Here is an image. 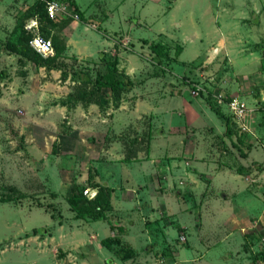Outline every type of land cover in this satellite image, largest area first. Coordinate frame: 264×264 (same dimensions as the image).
Listing matches in <instances>:
<instances>
[{
    "label": "rangeland",
    "instance_id": "1",
    "mask_svg": "<svg viewBox=\"0 0 264 264\" xmlns=\"http://www.w3.org/2000/svg\"><path fill=\"white\" fill-rule=\"evenodd\" d=\"M75 1L85 18L70 5L50 24L35 0H0V264H255L264 257V0ZM34 21L38 30L27 29ZM36 32L52 40L53 64L26 58ZM115 60L134 81L119 93L97 84ZM217 94L246 102L249 131L226 123ZM98 96L105 102L87 101ZM241 166L257 196L246 193L243 211L213 207L223 190L245 189L242 176L216 171ZM82 186L88 198L113 190L105 219L77 216ZM115 235L129 259L104 247Z\"/></svg>",
    "mask_w": 264,
    "mask_h": 264
},
{
    "label": "trees",
    "instance_id": "2",
    "mask_svg": "<svg viewBox=\"0 0 264 264\" xmlns=\"http://www.w3.org/2000/svg\"><path fill=\"white\" fill-rule=\"evenodd\" d=\"M35 1L38 3L39 15L46 18L45 20L48 21L50 24L53 23V21L50 20L51 17L48 15L46 11L45 2L39 1V0H35ZM66 5L68 6V8H70V5H71L74 13L77 15L79 13L80 17L82 18V15L85 13V11L80 9L74 0H68V3H66ZM33 35H31L22 45L23 52L26 55V58L30 60L31 65L33 66H39V64H45V63L53 64L54 54L52 56L43 57L29 44V41L33 37ZM41 35L47 39H50L42 33ZM52 46H53V42H52ZM148 46L155 53L156 56L164 57L167 55V48L163 44L152 42V43H149ZM62 49H65V44ZM53 50H54V46H53ZM106 65H107L106 72L103 75L99 73L97 76V84L101 86L100 87L101 89L110 88L111 91L115 93L116 92L119 93V92H122L123 90L130 89L133 87L134 81L131 78H129L127 74H119L118 72L115 71V68L117 67V60H115L114 62L107 61ZM1 75L2 73L0 74V76ZM195 87H196L195 85L192 86V88H195ZM92 95H93V92H92ZM229 98H226V99H229ZM212 99L214 101L215 106L221 108V105L217 103L216 99L214 97H212ZM87 101H93V102H99V103L105 102L103 99L99 98V96L98 98L89 97L87 98ZM226 113L228 116L226 118V123L229 124V122H231L232 125L240 128L238 124L236 123V121L234 120V118L228 112ZM226 133L228 136H231V129L229 127L227 128ZM247 169L248 168H245L242 166L237 167L236 172L240 174H247L248 173ZM85 188H86L85 186L84 187L82 186V188L80 189L79 203L77 201L78 197L76 198V204L74 208H75L77 216L84 217L88 221H96V220L105 219L107 216L106 212L108 210L110 211L113 208V205L111 202V197H112L111 195H112L113 190H111L110 188H106L103 191L102 189H100L99 191L96 190L95 196L92 198H88L87 196L83 194V190H85ZM122 232H123V229L122 231H119V233L116 235H119ZM116 235L110 236L109 238H105L104 240H102L103 245L107 247L108 249L114 250V253L116 254L118 258H121V259L128 258L129 259L132 254L131 247L129 248L131 252L130 250H126V249L124 251V249L121 248L122 246H120L121 241L117 239L118 237Z\"/></svg>",
    "mask_w": 264,
    "mask_h": 264
},
{
    "label": "built area",
    "instance_id": "3",
    "mask_svg": "<svg viewBox=\"0 0 264 264\" xmlns=\"http://www.w3.org/2000/svg\"><path fill=\"white\" fill-rule=\"evenodd\" d=\"M45 2L46 11L51 18H54L60 13H67L69 8L66 4L59 0H39ZM77 18V14H73ZM35 28L38 30L37 22L34 21L27 25V29ZM29 44L43 57L51 56L54 54L52 42L50 39L45 38L39 32H36L30 39ZM194 93L200 91V87L193 88ZM217 103L226 106L228 113L234 118L241 130L249 131V125L247 124L246 117L249 116L250 108L247 107L246 102L238 96L224 98L223 95L217 94L214 96ZM88 191V190H87ZM86 191V193H87ZM91 195V194H90ZM93 197V196H92ZM184 240V236H180Z\"/></svg>",
    "mask_w": 264,
    "mask_h": 264
},
{
    "label": "crops",
    "instance_id": "4",
    "mask_svg": "<svg viewBox=\"0 0 264 264\" xmlns=\"http://www.w3.org/2000/svg\"><path fill=\"white\" fill-rule=\"evenodd\" d=\"M75 1V0H74ZM76 2V1H75ZM76 4H77V2H76ZM78 5V4H77ZM79 7V6H78ZM80 8V7H79ZM81 9V8H80ZM83 17L85 18V15L83 14ZM70 38V37H69ZM98 41V40H97ZM67 47H68V49L66 50L67 52L68 51H73V50H70L69 48H70V39L68 40V42H67ZM82 48H83V50H82ZM82 48H80V50H79V52H81V51H89L88 50V46L86 45V43L84 44V46L82 47ZM69 53V52H68ZM90 53V52H89ZM227 169H229V168H227ZM227 169H224V168H219L217 171H216V173H215V175L217 174V173H219L220 171H222V172H226V171H228V172H226L228 175H230L231 176V179H233L234 181H237L238 180V178L240 177V176H242V182L245 184V189L244 190H242L239 186H234V187H231L232 189H229V191H224L223 190V192H225V193H221V195H216L214 198H213V200H214V206L213 207H216V208H219V206H223V202L224 201H227V206L228 207H232L231 209L233 210V211H235V212H238L239 210H241V211H243L244 209H245V207H246V205H245V199H244V197H245V195H246V193H250L251 195H254V196H257V194H255V188H253V190H251V192H250V190H249V187H250V185H252V187L253 186H256L258 183L257 182H254L253 183V181H250V182H247V180L249 179L250 180V178H252L251 180H253V178H254V175H252V176H250L251 175V173H247V174H240V173H234V172H231V171H229V170H227ZM226 174V175H227ZM215 175L214 176H212L211 177V183L214 181V178H215ZM248 177V178H247ZM247 178V179H246ZM246 179V180H245ZM139 188V187H138ZM147 190H145V187H142L141 186V188H139L138 189V192L136 193V196L137 197H142L144 194H145V192H146ZM252 191H254V192H252ZM140 194V196H138ZM228 195H230L231 196V199L229 198L228 200H226L227 199V196ZM114 207V206H113ZM227 220H228V222H227V224H228V229H229V231H230V233H232V231H235V230H238L239 231V227L238 226H236L234 223L235 222H230V220L227 218ZM261 224L262 223H258L256 226H257V229H259V228H261L260 226H261ZM256 226H255V228H256ZM260 230V229H259ZM256 233L258 232V230H254ZM124 232V231H123ZM122 232V233H123ZM253 232V231H252ZM110 233H111V231H110ZM240 233H243V232H241L240 231ZM253 234H254V232H253ZM105 247V246H104ZM252 247V246H251ZM106 249H108L107 247H105ZM109 251H111L112 253L114 252V250H112V249H108ZM256 258V257H255ZM243 259V257H241V258H239V260H242ZM238 259H236V261H232V263L233 264H241L240 263V261H239ZM254 263L255 264H264V257H261L260 255L259 256H257V258L254 260Z\"/></svg>",
    "mask_w": 264,
    "mask_h": 264
}]
</instances>
